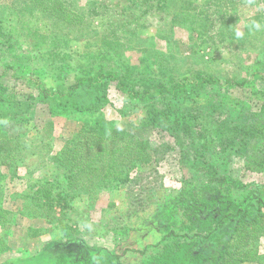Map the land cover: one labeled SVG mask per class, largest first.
Listing matches in <instances>:
<instances>
[{"label": "rangeland", "instance_id": "374dc122", "mask_svg": "<svg viewBox=\"0 0 264 264\" xmlns=\"http://www.w3.org/2000/svg\"><path fill=\"white\" fill-rule=\"evenodd\" d=\"M0 22L23 43L17 52L26 55L27 47H33L34 42L38 45V55L29 57L28 65L23 68L27 72L41 65V53L46 55L54 51H59L54 58H70L76 65L82 62L89 66L90 61L84 60L86 55L103 51L107 43H112L120 50L118 58L124 64L139 63L143 56L141 50L152 48L174 53L179 65L173 74L178 77L202 73L247 81L245 86L231 90L217 85L199 86L184 100L187 108L193 111L213 103L219 105L218 108H207L203 114L212 109L211 118L205 117L195 126L198 141L201 135L209 145L217 141L214 133L208 136L215 129L210 123L214 116L220 123L246 122L249 126L264 127V78L260 73L264 72V0H0ZM168 37L170 39H166ZM167 40H171V46ZM66 50L70 56H66ZM180 57L183 58L181 63ZM7 59H16V56L0 42V70ZM11 73L9 70L8 75L0 79L7 87L4 96L27 99L33 88ZM68 78H73V72ZM45 81L49 85L68 83L67 78L54 81L47 77ZM107 98L108 103L102 109L104 116L116 121L118 129L140 135L143 140L150 139L152 146L158 149L150 151L145 164L139 162L130 182L118 184L112 193L99 191L92 206L86 196L78 195L73 210L62 217L57 208L53 221L46 217L31 218L21 212L23 199L17 193L26 187L27 179L23 176L30 168L27 160H20L22 150L14 148L15 141L23 140L19 137L22 130L27 133L25 139H30L39 130L45 136L46 149L56 153L80 131L83 122L63 116L52 117L48 104L38 102L30 106L29 112L17 111L15 121L7 126L8 132L0 133V143L6 149L11 146L17 151L14 155L6 151L5 160L9 163L14 159L18 163L12 168L8 163L1 164L0 168V185L6 197L4 207L10 210L12 220L8 231L0 226V234L11 248L0 254V263L33 256L53 237L82 238L88 244L115 248L119 253L127 247H142L146 241L152 242L153 234L142 236L144 230L139 231V226L153 209L174 199L176 187L180 186L183 177L189 173L191 179H201L204 184L210 177L212 166L204 171L189 167L194 160L190 155L185 158L171 134L145 125L144 104L131 102L114 87L108 89ZM8 117L10 119L11 115L6 112L2 119ZM50 121H53L51 129ZM23 123H28V128L19 130L18 125ZM131 124H135V128ZM9 137L13 138L10 146ZM260 137L257 133L248 138L249 148L232 153L218 170L233 180L240 178L250 182L251 189L259 184L264 196V166L258 162L248 163L249 156L264 150V139ZM29 157L34 159L36 155ZM206 159L205 155L199 159L201 166H205L202 163L206 164ZM10 169H16L17 177L11 178ZM2 173L6 176L1 178ZM52 173L49 169L48 177ZM206 187L203 194L208 196L212 193L211 187ZM148 193H152L155 200L151 201ZM246 195V190L231 189L233 198L242 199ZM235 236L232 245L242 246L232 249L237 250L235 254L232 250L227 252L222 264H264V220L241 228ZM156 251L149 249L145 255L129 251L123 260L127 264H145ZM244 257L247 259L242 260Z\"/></svg>", "mask_w": 264, "mask_h": 264}, {"label": "trees", "instance_id": "16d2710c", "mask_svg": "<svg viewBox=\"0 0 264 264\" xmlns=\"http://www.w3.org/2000/svg\"><path fill=\"white\" fill-rule=\"evenodd\" d=\"M125 25H128L127 21ZM4 28L0 22V42L16 59L4 61L0 79L11 70L14 78L28 82L33 91L24 100L5 97L7 87L0 81V133L8 132L7 126L12 120L15 121L14 114L17 111L29 112L30 106L38 102L48 104L52 117L63 116L83 122L80 131L56 153L46 149L43 143L45 136L39 130L30 139H25L26 132H20L19 137H23V140L15 141L14 148L22 150L20 160H27L30 168L23 176V179L25 176L27 179L26 187L17 193L23 199L21 212L24 215L31 218L46 217L53 221L57 208L62 217L73 210L78 195L86 196L92 206L99 191L112 193L118 184L130 182L139 162L145 164L150 151L156 152L158 147H153L150 139L143 140L140 135L118 129L116 121L104 116L102 109L108 103L107 91L111 87L131 102L144 104L145 125L171 134L185 158L190 155L194 160V164L189 167L204 171L210 170L212 166V169L205 184L201 179H191L189 173L184 174L182 183L176 187L174 199L153 209L140 228L137 227L139 231L144 230L142 236L153 234L152 242L146 241L142 247H127L119 253L115 248L88 244L82 238L53 237L45 241L35 255L6 260L0 264H127L123 260L126 252L145 255L149 249L157 251L147 258L145 264H222L227 252L242 246L236 243L232 245L241 228L246 229L250 224L264 220L261 186L255 184V188L251 189L253 186L250 182L240 178L233 180L229 175H221L218 170L225 158L232 157V153L249 148L248 138L259 133L260 138L264 139V127L249 126L246 122L220 123L214 116L213 121L209 122L215 129L208 136L214 133L217 143L209 145L204 142L203 135L200 141L197 140L194 128L203 118H211L212 109L203 114L207 108H218L219 105L213 103L202 110L193 111L187 108V103L184 104V100L199 86L217 85L231 90L245 86L247 81L202 73L178 77L173 74L179 65L174 53L152 48L141 50L143 56L139 63L124 64L118 58L120 50L112 43H107L103 51L88 53L84 60L90 61L89 66L82 62L76 65L70 58H54L59 55V51H54L46 55L41 53V65L27 72L23 68L28 65L29 57L38 55V45L34 42L33 47H27V53L23 55L17 52L23 43ZM167 42L171 46V40ZM50 45L55 46L53 43ZM68 53L66 50V56H70ZM182 61L180 57L179 63ZM72 72L73 78L69 79ZM260 73L263 79L264 72ZM47 77L54 81L67 78L68 83L49 85L45 81ZM6 112L11 115L10 119H2ZM49 124L51 129L53 121ZM131 125L135 128V124ZM23 128H28V123L18 125L19 130ZM9 141L10 146L13 138L9 137ZM6 151L13 155L17 152L11 146L6 149L0 143V168L1 164L8 163L5 160ZM261 151L249 156L248 163L258 162L264 166V150ZM32 155H36V158L30 159ZM204 155L206 164L202 163L205 166H201L199 159ZM15 164L18 163L13 159L8 163L9 168ZM49 169L54 173L48 177ZM10 170L13 173L11 178L17 177L16 169ZM2 175L6 176V173H2L1 178ZM209 185L212 193L206 196L203 191L206 193V186ZM233 187L240 191L246 190L247 195L242 199L233 198ZM148 195L152 197L151 201L155 200L152 193ZM5 198L0 185V226L8 231L12 220L10 210L4 207ZM6 250L11 248L7 239L0 234V254ZM231 252L235 254L237 250Z\"/></svg>", "mask_w": 264, "mask_h": 264}]
</instances>
